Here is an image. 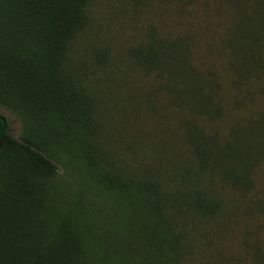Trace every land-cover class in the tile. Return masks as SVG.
Masks as SVG:
<instances>
[{"label": "trees", "instance_id": "1", "mask_svg": "<svg viewBox=\"0 0 264 264\" xmlns=\"http://www.w3.org/2000/svg\"><path fill=\"white\" fill-rule=\"evenodd\" d=\"M91 1L0 0V107L22 123L16 139L0 121V264H180L188 246L174 209L217 216L224 203L211 184L249 193L264 164V85L253 83L264 77V16L248 17L242 0H229L246 14L226 42L232 100L249 116L224 139L189 132L195 168L177 203L156 178L104 165L93 95L66 67ZM185 46L169 40L131 53L144 71L168 74V92L191 114L227 115L222 79L191 67ZM59 167L82 181L69 204Z\"/></svg>", "mask_w": 264, "mask_h": 264}, {"label": "rangeland", "instance_id": "2", "mask_svg": "<svg viewBox=\"0 0 264 264\" xmlns=\"http://www.w3.org/2000/svg\"><path fill=\"white\" fill-rule=\"evenodd\" d=\"M242 1L248 17L264 16V0ZM240 7L229 0L91 1L88 25L72 43L66 67L93 95L104 165L128 176L156 178L176 203L182 198L190 187L183 186L182 177L188 168H195L189 132L224 139L237 119L249 116L232 100L235 92L228 70L231 56L226 40L238 18L246 16L238 12ZM178 39L187 45L184 55L191 67L206 78L213 70L222 79L230 103L227 115L191 114L168 92V74L144 71L131 53ZM254 82L255 87L264 85V77L253 78ZM0 115L20 139L21 121L2 107ZM255 178L249 193L217 180L211 184L212 197L224 203L217 216L174 209L188 246L180 264H264V164L256 169ZM81 184L76 174L59 167L62 200L71 203ZM86 190L84 196L91 198Z\"/></svg>", "mask_w": 264, "mask_h": 264}, {"label": "water", "instance_id": "3", "mask_svg": "<svg viewBox=\"0 0 264 264\" xmlns=\"http://www.w3.org/2000/svg\"><path fill=\"white\" fill-rule=\"evenodd\" d=\"M0 121H2L4 123V129L5 130V127H6V119L4 117H1L0 118Z\"/></svg>", "mask_w": 264, "mask_h": 264}]
</instances>
